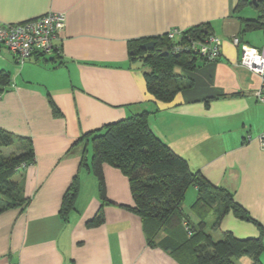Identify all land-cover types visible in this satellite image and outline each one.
Returning <instances> with one entry per match:
<instances>
[{"label": "crops", "instance_id": "1", "mask_svg": "<svg viewBox=\"0 0 264 264\" xmlns=\"http://www.w3.org/2000/svg\"><path fill=\"white\" fill-rule=\"evenodd\" d=\"M238 4L239 0H0V25L20 24L50 12L65 15L59 58L53 51L19 64L0 47V70L11 78L0 94V128L30 140L34 154V163L16 174V180L22 178L26 204L0 213V264H182L166 248L165 235L149 241L132 210L126 176L107 164L101 165L105 200L100 201L91 168L92 144L90 138L82 139L143 112L158 139L185 159L191 171L232 194L252 219L228 212L212 230L211 213L205 233L217 241L224 233L255 239L261 231L264 244V151L258 142L264 131V100L256 96L261 78L240 65V49L231 41L238 37L264 55V30L244 28L247 22L263 24L264 0ZM199 26L220 41L217 58L198 62L191 71L176 69L182 89L169 102L157 100L146 88V66L130 60L128 42ZM168 43L167 54L172 42ZM75 178V204L63 218L62 199ZM196 198L197 190L190 186L181 206L194 224L199 221L192 208ZM95 219L100 221L90 225ZM251 262L247 256L233 260ZM259 262L264 264V251Z\"/></svg>", "mask_w": 264, "mask_h": 264}, {"label": "trees", "instance_id": "2", "mask_svg": "<svg viewBox=\"0 0 264 264\" xmlns=\"http://www.w3.org/2000/svg\"><path fill=\"white\" fill-rule=\"evenodd\" d=\"M245 2L246 0H239L238 6ZM244 28L264 30V24L247 22ZM183 33L194 39H204L209 35L207 27L203 26L189 28ZM149 41L154 42L153 50H143L141 44ZM168 44L166 35L128 42L130 60H140L147 68L144 72L147 91L162 102L171 101L182 89L183 84L176 69L191 71L198 62H206L190 52L162 55L160 49L168 47ZM53 53L55 59L59 58V49H55ZM39 59L40 57L35 58ZM10 83V74L0 70V94ZM51 106L54 112L56 107L52 101ZM88 138L92 144L91 168L98 179L100 201L105 200L101 165L107 164L126 176L134 202L132 210L141 218L149 241L153 243L157 236L165 235L164 238L169 240L165 241L166 248L182 264H234L233 260L244 256L252 259L251 264H260L259 255L264 251L261 231L255 239L239 240L230 233H224L218 241H213L205 233L206 218L211 213L214 216L210 225L212 230L218 228L222 217L228 212L239 219H252L233 200L232 194L211 185L200 173L191 171L185 159L152 133L147 112L108 124L82 137L84 140ZM13 145L16 152L3 153L4 148ZM33 163L30 140L14 137L0 128V213L26 204L22 178L16 180V174L19 169L23 171ZM81 165H85L84 159L81 160ZM76 179L63 196L60 210L63 218L74 207L78 191ZM190 186L197 190V198L192 205L199 215L196 224L188 222L181 208L185 192ZM99 221L95 219L89 224L96 225ZM183 221H187L185 230L182 227ZM173 241L175 242L170 245Z\"/></svg>", "mask_w": 264, "mask_h": 264}, {"label": "built area", "instance_id": "3", "mask_svg": "<svg viewBox=\"0 0 264 264\" xmlns=\"http://www.w3.org/2000/svg\"><path fill=\"white\" fill-rule=\"evenodd\" d=\"M64 27L65 15L58 12H50L20 24H2L0 25V47L7 49L19 64L30 59L39 57L41 59V55L59 49V35ZM183 32L176 29L167 32L166 36L172 42L170 53L190 52L206 61H213L217 58L220 45L217 37L210 34L204 39H194ZM176 38L178 41H174ZM231 41L240 49V65L261 78V86L256 96L258 100L263 101L264 55L259 50L241 42L238 37H232ZM258 142L264 151V131L258 136Z\"/></svg>", "mask_w": 264, "mask_h": 264}, {"label": "water", "instance_id": "4", "mask_svg": "<svg viewBox=\"0 0 264 264\" xmlns=\"http://www.w3.org/2000/svg\"><path fill=\"white\" fill-rule=\"evenodd\" d=\"M257 1H261V0H252V2H253L254 4H256ZM140 47H141L143 50H145V51H151V50H153L154 42H153V41L146 42V43H144V44H141ZM160 53H161L162 55H167V49H166V47L160 49Z\"/></svg>", "mask_w": 264, "mask_h": 264}, {"label": "rangeland", "instance_id": "5", "mask_svg": "<svg viewBox=\"0 0 264 264\" xmlns=\"http://www.w3.org/2000/svg\"><path fill=\"white\" fill-rule=\"evenodd\" d=\"M18 150H20V149H18ZM91 150V146L89 145V151ZM11 152H16V150H15V145H13V146H10V147H6V148H4L3 149V153L4 154H8V153H11ZM18 176V175H17ZM214 218V216H211L209 219H208V228H210V222H211V219H213ZM213 240V239H212ZM214 241V240H213ZM218 241V240H217Z\"/></svg>", "mask_w": 264, "mask_h": 264}]
</instances>
